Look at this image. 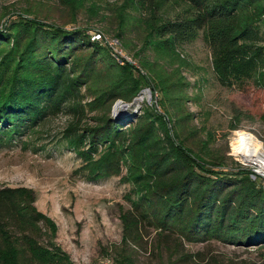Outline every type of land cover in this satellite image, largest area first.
I'll list each match as a JSON object with an SVG mask.
<instances>
[{
	"label": "trees",
	"instance_id": "1",
	"mask_svg": "<svg viewBox=\"0 0 264 264\" xmlns=\"http://www.w3.org/2000/svg\"><path fill=\"white\" fill-rule=\"evenodd\" d=\"M137 1L150 12L148 36L156 48L174 50L202 32L221 84L245 91L264 87L259 29L264 0H185L190 8L175 16L161 15L152 0ZM93 32L80 22L57 23L21 12L0 20V135L60 111L78 116L81 86L95 73L106 76L102 94L112 99H131L152 81L119 61ZM162 118L145 106L126 129L102 115L82 131L72 125L74 131L66 136L78 143L76 149L89 143L83 152L99 146L110 150L92 162L100 166L115 162V142L121 136L127 140L122 145L131 157L137 198L123 215L124 235L138 240L142 225L153 221L160 235L178 233L189 241L263 242L264 188L255 179H264L252 178L254 172L240 162L227 166L220 153L205 154L185 144ZM32 201L24 189L0 188V264H72L51 237L42 241V227L52 234L54 226Z\"/></svg>",
	"mask_w": 264,
	"mask_h": 264
},
{
	"label": "rangeland",
	"instance_id": "2",
	"mask_svg": "<svg viewBox=\"0 0 264 264\" xmlns=\"http://www.w3.org/2000/svg\"><path fill=\"white\" fill-rule=\"evenodd\" d=\"M152 2L163 16L190 8L185 0ZM16 12L57 23L80 22L117 38L130 58L127 62L152 80L131 99H112L102 94L106 76L95 73L81 86L78 116L60 111L40 116L11 135H0V188H21L32 196L34 208L54 226L52 234L42 227V241L51 237L72 264H98L105 256L113 264H264V241H189L178 233L160 235L153 221L142 225L140 239L127 238L122 218L137 198L130 179L131 157L122 145L127 140L121 136L115 142V162L100 166L94 161L110 150L99 146L83 152L89 143L76 149L78 143L66 137L75 126L82 131L96 125L102 115L126 129L143 107L150 106L185 144L226 156L227 166L240 162L254 171V163L244 162L237 147L241 138L251 136L260 141L264 153V87L245 91L221 84L202 32L174 50L156 48L148 36L150 12L137 0H0V20ZM259 29L264 36V15ZM250 175L255 179L258 174ZM255 180L264 188V182Z\"/></svg>",
	"mask_w": 264,
	"mask_h": 264
},
{
	"label": "bare ground",
	"instance_id": "3",
	"mask_svg": "<svg viewBox=\"0 0 264 264\" xmlns=\"http://www.w3.org/2000/svg\"><path fill=\"white\" fill-rule=\"evenodd\" d=\"M238 154L244 162H251L256 165L264 164V153L260 141L254 137H243L239 140ZM236 153V148H235Z\"/></svg>",
	"mask_w": 264,
	"mask_h": 264
},
{
	"label": "built area",
	"instance_id": "4",
	"mask_svg": "<svg viewBox=\"0 0 264 264\" xmlns=\"http://www.w3.org/2000/svg\"><path fill=\"white\" fill-rule=\"evenodd\" d=\"M102 36L103 35L99 31H96V32L94 31L93 35H92V37L99 39V40H102L109 47L112 46L111 51L119 59V61H128L127 59H130L129 56L127 55V53L122 51L121 45L119 43V40H117V38L111 39V38H108L104 35L103 36L104 39H103V38H101ZM108 40H111V42L109 41L110 44H108ZM254 165H255V168H253L254 169L253 172H257V174L260 175L264 179V164L259 165V166L256 164H254ZM98 264H113V262L111 261V258L109 256H105L104 258H102L100 260V262Z\"/></svg>",
	"mask_w": 264,
	"mask_h": 264
},
{
	"label": "water",
	"instance_id": "5",
	"mask_svg": "<svg viewBox=\"0 0 264 264\" xmlns=\"http://www.w3.org/2000/svg\"><path fill=\"white\" fill-rule=\"evenodd\" d=\"M248 163H250V162H248Z\"/></svg>",
	"mask_w": 264,
	"mask_h": 264
}]
</instances>
